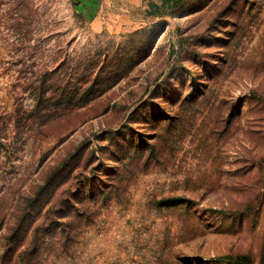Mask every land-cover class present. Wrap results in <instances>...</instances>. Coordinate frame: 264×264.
Masks as SVG:
<instances>
[{
	"label": "rangeland",
	"instance_id": "obj_1",
	"mask_svg": "<svg viewBox=\"0 0 264 264\" xmlns=\"http://www.w3.org/2000/svg\"><path fill=\"white\" fill-rule=\"evenodd\" d=\"M0 264H264V0H0Z\"/></svg>",
	"mask_w": 264,
	"mask_h": 264
}]
</instances>
